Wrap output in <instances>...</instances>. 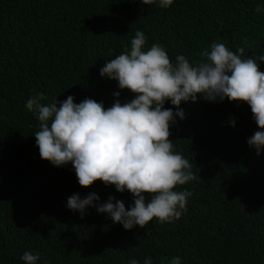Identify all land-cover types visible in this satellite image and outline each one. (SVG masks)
I'll use <instances>...</instances> for the list:
<instances>
[{"label": "trees", "instance_id": "1", "mask_svg": "<svg viewBox=\"0 0 264 264\" xmlns=\"http://www.w3.org/2000/svg\"><path fill=\"white\" fill-rule=\"evenodd\" d=\"M137 31L145 50L158 44L173 63L179 55L199 63L213 42L257 59L264 0H173L167 8L158 0H0V264H24L25 252L38 253L37 264H144L147 257L170 264L175 256L181 264H264V150L257 155L247 144L264 130L246 102L181 101L185 116L176 117L169 138L198 179L175 189L191 193L179 219L126 230L96 206L83 218L66 207L73 194L95 193L93 205L114 196L126 209L133 198L99 180L81 187L71 163L41 159L39 122L25 104L43 94V105L73 96L107 109L116 92L130 102L134 94L100 69L130 50ZM164 107L178 111L170 101Z\"/></svg>", "mask_w": 264, "mask_h": 264}, {"label": "clouds", "instance_id": "2", "mask_svg": "<svg viewBox=\"0 0 264 264\" xmlns=\"http://www.w3.org/2000/svg\"><path fill=\"white\" fill-rule=\"evenodd\" d=\"M154 2L140 0L146 5ZM158 3L167 8L173 0ZM255 11H261L259 6ZM145 44V34L137 31L130 50L126 48L100 69L101 77L117 81L121 90L134 94L130 102L122 104L120 92H116L115 103L107 109L90 98L74 103L73 96L43 105V94L25 104L39 122L34 135L41 159L56 167L71 163L81 187L99 180L115 186L117 192H129L133 198L126 209L125 203L114 196L93 205L99 200L95 193L84 199L73 194L66 207L80 212L83 218L86 207L96 206L98 212L107 213L113 223L122 224L126 230L145 228L153 218L161 224L170 223L186 211L191 193L175 189L198 177L189 160L173 150L169 138L176 117L185 116L179 109L181 101L195 102L199 95L212 102L225 98L246 102L255 123L264 130V72L257 62L264 61V55L244 58V47L237 54L225 44L213 42L202 52L199 63L191 64L184 55L177 56L173 63L163 47L153 44L145 50ZM166 101L178 111L165 108ZM247 144L259 155L264 150V131H256ZM40 259L38 253L25 252L22 256L24 264H37ZM144 264H152L151 257L145 258ZM170 264H181V258L173 257Z\"/></svg>", "mask_w": 264, "mask_h": 264}]
</instances>
